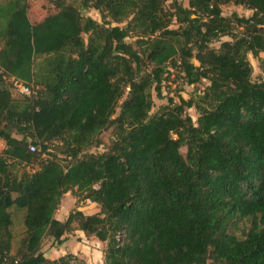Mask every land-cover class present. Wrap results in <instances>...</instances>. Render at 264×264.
<instances>
[{
  "label": "trees",
  "instance_id": "1",
  "mask_svg": "<svg viewBox=\"0 0 264 264\" xmlns=\"http://www.w3.org/2000/svg\"><path fill=\"white\" fill-rule=\"evenodd\" d=\"M47 1L36 22L28 0L0 4V264H88L41 250L76 230L106 242L104 264H264V80L248 59L264 73V0ZM228 3L252 14L225 17ZM171 66L207 85L151 114ZM10 77L34 93L15 100ZM68 191L99 211L58 220Z\"/></svg>",
  "mask_w": 264,
  "mask_h": 264
},
{
  "label": "rangeland",
  "instance_id": "2",
  "mask_svg": "<svg viewBox=\"0 0 264 264\" xmlns=\"http://www.w3.org/2000/svg\"><path fill=\"white\" fill-rule=\"evenodd\" d=\"M7 0H0V4H4ZM30 4L29 9V19L32 22H36L41 20L46 14L55 12V8L52 4H50L47 0H28ZM171 0H167L166 3L169 4ZM184 6H187V0H180ZM222 15L225 17H231L233 14H237L238 16L248 17L252 14V11L244 7L243 5L228 3L221 5ZM83 15L91 16L92 18H96L100 21L99 13L94 9H87L82 11ZM122 25H125L123 23ZM171 28H177L178 24L173 22L170 26ZM86 39L87 36L84 35ZM231 40L228 36H223L219 40L214 41L212 43L213 47L218 48L222 41ZM128 42L134 44V38H127ZM136 47V46H135ZM260 57L264 58V52L260 53ZM248 59L253 68L252 72V81L259 82L264 80V73L259 68V62L257 59L253 58L251 54L248 55ZM37 61L36 64H38ZM37 66V65H36ZM37 70V67L35 68ZM170 74L164 80L163 92L161 96H156L155 91L152 92L154 105L151 109V114L155 113L159 110L161 106H164L168 103V97H173L175 100H178V96H182L185 99H189L191 97L196 98L199 94H202V91L205 89L207 85V81L203 80L202 82L188 85L185 83L182 78V74L175 67H169ZM12 78L7 80V86L11 91V95L15 100H24L27 95H23L19 89L15 86L14 83L11 82ZM37 86H39L37 84ZM119 110V107H118ZM187 113L191 116L193 122L195 123L198 117V113L194 107L188 108ZM112 129H104L100 138L103 141V144L98 148H93V152H102L107 149L108 145L112 141ZM55 145V144H53ZM5 143L3 140H0V151L4 148ZM56 146V145H55ZM56 147L52 149L55 151ZM181 151L185 154L186 149L181 148ZM59 157L65 160L63 155H59ZM13 165V170H20L23 168L21 164L16 162L11 163ZM35 166L27 167V170L33 169ZM12 209V208H11ZM78 209L81 210L85 214H93L99 211V206L96 203L90 202L89 200H83L80 195H76L72 193V191H68L63 195L61 199L60 205L55 213V218L58 220L64 221L69 212ZM13 224L11 227V232L13 234V249L14 252L19 244L20 238L23 236L25 228L22 224V212L19 210L12 211ZM106 248V242H101L95 237H86L84 233L80 231H74L65 235V240L61 245H57L51 237L46 236L42 241L41 250L44 255L49 259H56L60 256H63L68 253H72L77 260L85 261L88 264H104L103 262V252ZM207 264H214L211 260L208 261Z\"/></svg>",
  "mask_w": 264,
  "mask_h": 264
},
{
  "label": "built area",
  "instance_id": "3",
  "mask_svg": "<svg viewBox=\"0 0 264 264\" xmlns=\"http://www.w3.org/2000/svg\"><path fill=\"white\" fill-rule=\"evenodd\" d=\"M12 78L11 82L15 84V86L19 89V91L23 94V95H27L30 96L32 93H34V90H32V87L24 84L22 81L15 79L14 77H10ZM29 149L30 151H38L39 150V146L35 145V144H30L29 145ZM43 158H47L46 155L42 156Z\"/></svg>",
  "mask_w": 264,
  "mask_h": 264
},
{
  "label": "crops",
  "instance_id": "4",
  "mask_svg": "<svg viewBox=\"0 0 264 264\" xmlns=\"http://www.w3.org/2000/svg\"><path fill=\"white\" fill-rule=\"evenodd\" d=\"M94 19H96V18H94ZM97 20V19H96ZM76 231H80V230H76ZM81 233H83L82 231H80Z\"/></svg>",
  "mask_w": 264,
  "mask_h": 264
}]
</instances>
